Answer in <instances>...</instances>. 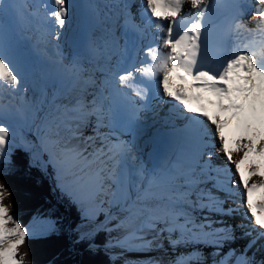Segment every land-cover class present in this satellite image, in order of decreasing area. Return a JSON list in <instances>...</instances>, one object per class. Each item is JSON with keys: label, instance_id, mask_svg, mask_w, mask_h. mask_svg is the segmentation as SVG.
Masks as SVG:
<instances>
[{"label": "bare ground", "instance_id": "obj_1", "mask_svg": "<svg viewBox=\"0 0 264 264\" xmlns=\"http://www.w3.org/2000/svg\"><path fill=\"white\" fill-rule=\"evenodd\" d=\"M79 1L68 0L69 19L66 26L60 29L48 18L44 7L47 6V11H51L54 7L52 0H0V4L3 5L2 10H0V50L11 53L23 75L22 91L15 93L6 89L0 91V124L9 129L11 136L12 131L7 125L9 120L17 119L28 113L37 115L50 112L58 105L63 104L68 121L66 125L74 124L77 119L85 121L81 128L83 136H96L97 118L99 117L102 124L99 127L101 136H107V142H124L127 145L126 151L118 152L121 161L126 160L127 163L128 156L132 158L131 155L134 154V156L137 155L134 157L135 160L141 157L140 163L143 164L141 166H144V155H152L153 163H150V171L147 174L148 178H152L151 181L162 176L170 177L174 174L187 173L194 167L200 169L197 165V161L200 160L198 141L200 126L191 125L190 127L188 125L184 136L178 140L172 139L174 137L168 130L167 137L162 139L165 133L163 132L165 122H167L166 125H169L168 122H172L171 125L173 126L174 122L171 115L183 110L180 105L167 109V106L173 101L162 95L159 77L149 80L137 76L136 84L142 88H146L150 83L157 84V93L150 104L146 103V99L135 103L127 101L125 92L117 88L116 75L122 73L133 63L142 66L150 62V58H146V49L149 46H158L164 36V33L160 32L154 23L149 25L145 23L148 17L145 15L144 0H84L82 7H80ZM24 10L28 12L27 16L32 21L31 27H28L22 19ZM189 12L193 13V9L186 4L182 15L189 14ZM89 13L91 15L88 17ZM247 18L250 21L251 17L245 19ZM114 22L119 24V33L113 38ZM132 25L136 26L133 28L138 33L126 35L124 29ZM246 27L248 29L247 25ZM210 30L206 31V35L209 34ZM57 33H60L59 37H57ZM245 33H249V31L241 30L240 32L241 45L249 44L251 46L260 41L251 33L247 35ZM58 43L60 47L57 46ZM42 44L54 45L55 51H57V56L53 61L47 60L48 65L45 64L46 62L43 61L38 51L40 49L38 47ZM74 44H79V47L76 46L74 49ZM108 44H113V46L107 50L106 45ZM229 44L226 49L225 60L230 58L236 41H229ZM64 58L66 64H63ZM57 59L62 62L58 63L55 61ZM113 60H121L122 66L115 69L112 66ZM53 71L55 73H52ZM49 72L53 75L58 73L60 78L54 80L53 77L49 76ZM36 74H42V78L38 80ZM46 104H48V108H43L42 105L45 106ZM76 107L79 108V111H72ZM136 109L138 111L135 112V119L133 120L132 113ZM167 114L169 117H165L161 121V115L166 116ZM139 118L142 121L139 122V128H137L135 123ZM149 119H153L154 123L147 126ZM203 127L212 134L211 144L214 147L210 149L213 151L211 165L226 169L227 175L231 173L229 176L233 180V191L229 194L222 189L208 186L207 178L203 177L204 183L200 187L211 191L220 201L225 199L226 203L223 201L222 204L225 214L231 213L233 216L227 220L225 215L220 214L221 212L208 209L194 210L192 216L196 223L205 225L203 231L210 233V235L204 240L180 242L181 244L176 249H172L174 252L176 251V262L177 264H239L240 261L247 260L251 264H264V244H262L261 253L258 255L249 236L244 233L255 230L259 243L260 238L261 241L264 238V235L260 234L264 230L258 229L254 220L247 218L249 213H246L245 196L240 195L242 185L239 184V176L236 174L235 165L230 164L221 151L219 140L214 135V126L205 121ZM231 138L230 136L229 139ZM97 140L103 141L100 137H97ZM144 140L146 142L152 141L150 148L144 145ZM96 141L95 147H100L101 142H98L97 145ZM73 145L84 146L81 140L71 138L68 131L64 148ZM168 148L173 151L170 160H168L166 151ZM92 150V147H89L88 151L91 152ZM34 152H37V148L33 149ZM240 154V152H234L233 160H239ZM63 155L64 167L61 166L60 169L62 168L63 172H66L68 180L75 181L73 188L78 184V187L86 192V186L94 182L96 169L104 167V165L96 163L85 167L83 162L73 159L64 151ZM126 163L124 162V164ZM200 163L202 164L203 161L201 160ZM166 164L167 166L164 168ZM172 166H175L173 171ZM123 169L124 173H122ZM127 169L129 168H121L117 178L111 179L116 181L113 184L114 191H118L116 200L120 201V204L117 203L118 212L114 215L119 216L130 210L136 212L137 215L130 218L124 226L118 228L120 239L113 251L123 254L127 264H170L161 255V252L151 253L148 248L149 246L157 248L160 235L157 229L162 228L163 224L157 225V229L143 227L144 219L148 215L146 209L155 208L160 202L155 199L152 202H137L135 198L137 186L134 181L135 176ZM105 172L108 176L111 174L106 169ZM196 172L199 173L200 170ZM247 175L248 173L245 171V176L247 177ZM220 176L221 178L225 177L223 174ZM259 179V176H254L250 183ZM61 184H63V188H66L67 181H63ZM148 187L149 185H141L142 191ZM151 190L157 192L160 187L153 183ZM124 192L129 194L127 200L122 199ZM262 196H264V189H258L253 192L252 198L255 203H259ZM103 218L104 216L97 220L101 221ZM200 218L202 222L199 221ZM244 221L248 222V227L241 229L236 225V223ZM96 222V219L84 221L77 229L82 234L88 233L100 226L99 223L96 225ZM180 222L183 223L182 220ZM111 223L112 221L108 225ZM27 228L30 229V226ZM221 229L226 231H218ZM164 232L168 233L169 242L181 239L179 229L172 233ZM238 248L241 249L240 254ZM204 249L207 254L206 258L201 254ZM243 250L245 253L242 255Z\"/></svg>", "mask_w": 264, "mask_h": 264}, {"label": "snow or ice", "instance_id": "obj_2", "mask_svg": "<svg viewBox=\"0 0 264 264\" xmlns=\"http://www.w3.org/2000/svg\"><path fill=\"white\" fill-rule=\"evenodd\" d=\"M212 2L213 0H144L145 15L150 23H154L164 33L163 39L158 46L146 49V58H150V62L142 66L133 63L116 75L117 88L125 92L127 99L133 103L145 100L148 92L146 88L136 84L137 76L149 80L159 77L162 95L182 106L190 125L200 126V160L197 161L200 172L190 169L187 173L162 176L150 181L149 187L137 195L138 201L155 199L160 202L155 208L146 209L148 215L143 227L157 229V225L163 224L157 230L169 233L179 229L181 239L172 241L174 244L186 240H204L210 235L203 231L205 225L196 223L192 216L194 210L224 211L223 201L211 191L200 187L204 183L202 177L216 179L214 187L217 189L229 194L233 191L226 179L222 181L208 176L210 171H216L227 177V170L214 169L211 165L213 152L210 149L214 145L211 144L212 134L203 127L205 121L214 126V135L219 140L221 151L227 161L235 165L239 184L245 195L246 213L250 214L249 218L254 220L258 229L264 230V196L259 203L252 199L254 191L264 189V0H255V31L259 33L260 41L251 46L241 45V30H251L239 19L234 20L230 26V34L235 37L236 45L230 58L219 68H212L204 63L208 53L205 21L212 9ZM52 4L54 7L51 11H47V6H44L47 16L58 28L63 29L69 19L68 0H52ZM186 4L195 10L194 13L189 12V19L182 15ZM2 8L3 5L0 4V10ZM178 24L186 26L180 30L176 27ZM59 35L57 33V37ZM5 89L11 93L22 91L23 75L11 53L0 50V91ZM72 111L78 112L79 108H73ZM136 111L138 109L132 113L133 120ZM84 123L85 121L77 119L74 124L67 125L71 138L81 140L84 146H66L63 151L83 162L85 167L96 163L104 165L106 160L112 159L118 152L127 150L124 142L110 143L107 142V136H101L99 127L102 124L99 117L96 136L83 137L81 128ZM97 137L106 141L100 147H95ZM9 138V129L0 124V162L7 152ZM89 147L93 149L91 152L88 151ZM234 152H242L243 155L239 160H233ZM245 171L248 173L247 177ZM104 172L105 168L99 167L94 173L93 197L97 199L107 195L106 182L112 179L111 174L106 177ZM254 176H259L260 179L250 183ZM176 181L179 183H170ZM113 183L116 181L113 180ZM153 183L159 185V191L151 190ZM8 195L10 192L0 183V264H23V256L18 257V253L29 236V229L10 214L9 207L4 204ZM128 196L127 192L122 193L123 200H127ZM104 203V200H99L98 208L101 211ZM136 215V212L130 210V216L126 219ZM260 234L264 235V232ZM239 264L251 262L243 260Z\"/></svg>", "mask_w": 264, "mask_h": 264}, {"label": "rangeland", "instance_id": "obj_3", "mask_svg": "<svg viewBox=\"0 0 264 264\" xmlns=\"http://www.w3.org/2000/svg\"><path fill=\"white\" fill-rule=\"evenodd\" d=\"M27 13L28 12L26 10H24V16L22 19L28 27H31L32 21L30 18H28ZM89 15H91V14L89 13L88 17H89ZM25 18H26V20H25ZM116 23L117 22H114L113 28H112L113 38L116 37L117 33H119V28H118L119 24H116ZM46 46H47V48L45 49ZM57 46L60 47V44L58 43ZM76 46L79 47V44H74L73 48L76 49ZM112 46H113V44L106 45L107 50ZM49 47H51V48L49 49ZM52 47H53V49H52ZM38 48H40L38 51H39L40 56L42 57L43 61L46 62L45 63L46 65H48V61H53L54 58L57 56V51H55L54 45L50 46V45H43L42 44ZM55 61H57L58 63L62 62V61H60V59L59 60L57 59ZM65 61H66V59L64 58L63 64H66V63H64ZM46 65H45V67H46ZM63 66H65V65H63ZM112 66H114L115 69H119L122 66L121 60H113ZM46 70H47V68H46ZM52 73H55V71H53ZM49 76L53 77L54 80H57L58 78H60L58 73L55 75L50 73ZM36 78H38V80L41 79L42 74H40V75L36 74ZM127 101H128V99H127ZM42 107L48 108V104H46L45 106L42 105ZM187 115L191 116V114H187ZM171 118L174 122V125L173 126L171 125L172 122H168L169 125H166L167 122H165L164 125L166 126L167 129L170 130L172 137H174L172 139H177V140L181 139L184 136L183 134L186 131L187 126L189 125L191 127L190 122L188 119L185 118V114L183 111H177L175 114L171 115ZM137 121H142V119L139 118ZM67 122L68 121H67L66 116H65V110L63 109V104L58 105L56 108H54L50 112L48 111L46 113H41V114H37V115H33L31 113H28V114H25L23 116L18 117L17 119L9 120V123L7 125L10 128V130L12 131V135L9 138V139H11L10 143L6 146L7 152L5 153L3 161L0 162V169L4 166L5 163L8 162L9 154L15 146H19L20 148L25 150L27 153L28 164L32 167H35L40 172H42L44 175H46V177H47L46 164H51L54 168V173H53L52 178L54 180L55 187L58 190L65 192L66 195H68L72 201H74L78 206L81 207V216H82L83 221L82 220H81L82 222L79 221L81 223H79V222H78L79 224L76 223L74 225V227H72V229H71L72 231L77 232V238L75 240L80 239L82 236H92L93 234L96 233V231L98 229H102L106 233L105 234L106 239H105V241L101 247L105 252H107L111 256V258H112L111 263L112 264H127V262L123 258V254H121L120 252H114L113 249L116 248V246L118 245L117 242L120 239L119 233H118V228L124 226L125 223L129 221L130 218L129 219H126V218H128L130 216V211H127V212L123 213L122 215L115 216L116 213L118 212L117 211L118 210L117 203H109V201L117 199L116 194L118 191L117 190L114 191L113 181L107 180V182H106L107 195L101 196L97 199V198L93 197L94 182H91V183H89V185L86 186V189H85L86 192L82 191L78 187V184H76L75 188H73L75 181L72 179L68 180L69 178H68V175L66 174V172H63L64 170H62V168L60 169V167L63 166V160H64L63 149H64V145H65V140L68 136V129H67V125H66ZM135 124H136V127L139 128L138 123H135ZM83 137H86V135ZM96 142H97V145H98V142H101L99 144L100 146L103 143H105L104 140L103 141L97 140ZM143 142H145L144 145L146 147L150 148L152 145L151 140L149 142H146V140H144ZM114 143H117V142H114ZM34 148H37L36 153L35 152L33 153ZM166 151H167V155L169 158L168 160H170L171 159L170 156H171V153H173V151L171 148H168ZM240 153L241 154L239 155V157L241 158L243 154H242V152H240ZM131 156H132V158L128 156V160L126 163V160H124V161L120 160L119 153H117L116 155L113 156L112 159L105 161L104 168L106 169V171L108 170V172L111 173L112 178H117V174L121 170V168H129L127 170H130L129 172H132L133 175L135 176L134 181L137 184V186L135 188V198L137 199V195L140 192H142L141 185L144 186V184H145L148 186L151 179H152V178H148L147 174L150 171V163H153V156L149 155V154L144 155V158H143V161L145 162L144 166H141V165H143L142 163H140L141 157H139V159L135 160L134 157H136L137 155L134 156V154H132ZM124 162L126 164H124ZM123 165H124V167H123ZM166 166H167V164L165 165L164 168H166ZM173 168L175 169V166H172V171H173ZM195 168L196 167H194L193 169H195ZM213 168L220 169L219 167L218 168L213 167ZM115 169H116V171H115ZM136 169H137V171H135ZM195 170L198 171L200 169H195ZM122 173H124V169H123ZM179 174H181V173H179ZM179 174H174V175H179ZM104 175L106 177L108 176L106 172H104ZM229 175H231V173L227 175L228 176L226 178L227 184L229 187L232 188V181L233 180ZM208 176L209 177H216L222 181L225 180V177L221 178L220 174L217 173L216 171H210L208 173ZM47 180H48V178H47ZM113 180H115V179H113ZM63 181H67L66 188H63V184H61V182H63ZM51 182L52 181H50V185H52ZM206 182L208 183V186H214L216 184V179H207ZM170 183L175 184V183H179V181L170 182ZM50 190L51 191L53 190L52 187H50ZM113 194H115V195H113ZM101 199L105 201V203L103 205V211H101L98 208L99 200H101ZM136 201L139 203L140 202H152L153 199H148V200H143V201L136 200ZM222 201H225V203H226L225 199L224 200L222 199ZM118 204H120V202ZM200 210L203 211L205 209H200ZM99 212L103 213V216H104V218L101 219V221L97 220L99 218ZM220 214L225 215V217H227V220L231 219V217L233 216V215H231V213H229L228 215L225 214V211L221 212ZM228 217H230V218H228ZM90 219H94V220L96 219L97 222L95 224L97 225L99 223L100 226L97 228H94L93 230H91L88 233L82 234L80 231H78L77 227L80 224H82L84 221H87ZM111 221H112V223L110 225H108V223ZM199 221L202 222V219L200 218ZM229 221H231V220H229ZM23 226L26 228L30 226L28 237H37V236H41V234L43 235L44 232L46 233L49 230H51L53 228V221L51 218H49L47 216H39L37 214H32ZM239 226L241 229L244 227L243 224H240ZM167 234L168 233H166V232H160L159 241H158L159 244H158L157 248H152V246H149L148 248H149V251L151 253L161 252V255H163L167 259V261H169L170 264H175V263L177 264V262H176L177 256L175 253L176 251L174 252V250H172V249H174V248L176 249L181 243H175L174 244L172 242H169L170 239L168 238ZM248 235H249L251 241L255 243L256 242V239H255L256 234L250 232ZM96 246H97V244L93 243L92 241H89L86 244V247H88V248H94ZM256 249H257V243H256ZM240 252H241V249L239 250V254H240ZM201 254H203L204 258L207 257L205 249L203 250V253H201ZM23 264H27V263H23Z\"/></svg>", "mask_w": 264, "mask_h": 264}, {"label": "trees", "instance_id": "obj_4", "mask_svg": "<svg viewBox=\"0 0 264 264\" xmlns=\"http://www.w3.org/2000/svg\"><path fill=\"white\" fill-rule=\"evenodd\" d=\"M53 172V166L47 164V176ZM51 181L52 191L46 175L28 164L27 153L19 146L11 150L8 162L0 169V183L10 192L4 204L22 226L32 214L53 221V228L45 234L26 238L18 257L23 256L27 264H112L111 256L101 247L106 239L102 229L75 240L77 232L71 229L82 219L81 207L55 187L53 178ZM102 216L99 212V218ZM89 241L97 246L86 247Z\"/></svg>", "mask_w": 264, "mask_h": 264}, {"label": "water", "instance_id": "obj_5", "mask_svg": "<svg viewBox=\"0 0 264 264\" xmlns=\"http://www.w3.org/2000/svg\"><path fill=\"white\" fill-rule=\"evenodd\" d=\"M48 181H49V183H50V180L48 179ZM50 187H51V185H50ZM74 227V226H73Z\"/></svg>", "mask_w": 264, "mask_h": 264}]
</instances>
